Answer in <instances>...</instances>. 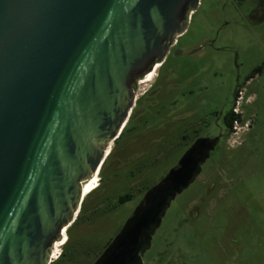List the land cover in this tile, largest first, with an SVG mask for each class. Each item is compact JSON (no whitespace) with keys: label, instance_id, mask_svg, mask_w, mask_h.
<instances>
[{"label":"water","instance_id":"1","mask_svg":"<svg viewBox=\"0 0 264 264\" xmlns=\"http://www.w3.org/2000/svg\"><path fill=\"white\" fill-rule=\"evenodd\" d=\"M199 0H0V264H50L135 100ZM218 138H199L93 264H143Z\"/></svg>","mask_w":264,"mask_h":264},{"label":"rangeland","instance_id":"2","mask_svg":"<svg viewBox=\"0 0 264 264\" xmlns=\"http://www.w3.org/2000/svg\"><path fill=\"white\" fill-rule=\"evenodd\" d=\"M255 2L199 0L180 40L187 47L170 55L155 105L136 129L145 143L160 127L170 136L167 144L155 147L152 140L141 154L120 150L103 165L96 189L84 195L79 219L65 230L66 240L50 264H93L144 193L186 151L179 135L201 117L178 116L185 110L204 114L207 130L216 134L224 126L214 113L230 110L237 86L245 92L239 110L249 128L240 139L222 138L195 181L171 202L143 264H264V67L245 82L264 62V4ZM170 74L176 85L169 91ZM149 83H140L136 95ZM126 193L131 199L118 203Z\"/></svg>","mask_w":264,"mask_h":264},{"label":"flooded vegetation","instance_id":"3","mask_svg":"<svg viewBox=\"0 0 264 264\" xmlns=\"http://www.w3.org/2000/svg\"><path fill=\"white\" fill-rule=\"evenodd\" d=\"M262 4H264V0H258V2H255V6H257V5L261 6ZM191 12L188 14V17L190 16ZM183 33L176 37L174 44L170 47V49H169L166 57L163 59V61L161 63H159V65L154 64L152 66L149 73H151V75L154 74L153 75L154 77H153L152 81L150 79L148 80V81H150L148 86L145 89H143V91L140 93V95H136V92H135L134 105H133L132 109L130 110L128 119L125 122V124L122 127L119 134L117 135V138L110 143V145H109L110 147H108L109 149H108L107 155H105V158L101 164L100 169L103 168L104 164H105L104 166H106L109 159H111L115 154H118L120 152V150L121 151L123 150L126 153L141 154V153L147 152L151 148V145H153L151 143L152 140L157 142L155 147H161V144H163V143H164V145L167 144V140H168V138H170V136H168L167 133L162 132V129L160 127H158V131L160 133H158V135L156 137H154L150 140L147 139L145 141V143L142 142L143 139L141 138V136L139 134H137L136 129L141 128V124L143 125L144 121H145V119H144L145 113L151 107H153L155 105V101L153 100V97L156 94H158L162 88L161 84H158V80L161 76V70L164 68V66L168 62L170 55L171 54L174 55L175 53H183V49H185L187 47V46H183L181 41H180L182 39V37L184 36ZM188 46H190V45H188ZM185 52L188 54V53H190V50L185 51ZM147 74H148V72H147ZM142 77H143V75L141 77L137 78L135 81L134 86H135L136 91H137V86L141 83L140 81L143 80ZM145 77H146V75L143 78H145ZM173 79L175 80L174 74H172V75L170 74L168 77H166V80L168 81L167 88L169 91L172 90L173 87L176 85V84H173L174 83ZM250 79L245 80V82L249 81ZM148 81H146V82H148ZM142 83H144V82H142ZM242 89L243 88L237 86V88L235 89V92L233 94V103H232V106L230 108V110L233 113H234L233 107H234L235 101L239 97V94L241 92H243ZM244 94H245V92H243L242 100L244 99ZM230 110H228L227 112H229ZM226 113L224 115L219 114V112L214 113L215 117H223V126L224 127L223 128L220 127L219 131L216 134H210L209 131L207 130V124L203 118V117H206V115L202 114L201 116H196L195 111H191V110L183 111V113H181V115H179L178 118L182 117L185 119V118L194 117V116L195 117H201V119L196 120L195 123H193L194 125H196L195 127H193L191 124L190 127H186L183 130L184 132L179 135V140H180L181 144H183L185 146V150L188 149L194 143V141H196L199 138H205V137L216 138L217 137L218 143L222 138H225L226 140H228V138L231 136V131L228 135L226 134L227 131H226L225 123H224V117H225ZM136 120L138 121L137 127L133 125V123ZM239 120L242 123L241 115H240ZM176 122H177V120L174 121L173 123H171L172 126L175 127ZM242 124H244V123H242ZM249 124L250 123L248 122V127L245 128L242 131V133L239 134L238 139H240L242 134L247 131V129L249 128ZM240 142H241V140H240ZM240 142H237V145L240 144ZM218 143H217V145H218ZM217 145L215 146V148L217 147ZM128 156L131 157L132 155H128ZM79 210H80V208H79Z\"/></svg>","mask_w":264,"mask_h":264},{"label":"trees","instance_id":"4","mask_svg":"<svg viewBox=\"0 0 264 264\" xmlns=\"http://www.w3.org/2000/svg\"><path fill=\"white\" fill-rule=\"evenodd\" d=\"M263 67H264V62H263L262 64L258 65V66H255V67L253 68V70L251 71V73L247 76L246 80H248V79L254 77L256 74L260 73V72L262 71V68H263ZM235 119H238V120H239V119H240V115H238V114H234L231 110H230L229 112L226 113V115H225V117H224V123H225L226 131H227V132H226L227 135L230 133V131H231V127H232V124H233V121H234ZM101 170H102V168L99 169V171H98V176H99V174L101 173ZM95 189H96V188H95ZM95 189H94V190H95ZM130 199H131V194L126 193V194H123V195L119 196L118 199H117V202L120 203V204H123V203H126L127 201H129ZM83 200H84V199H83ZM82 205H83V201H82V203H81L80 210H79V212H78V214H77V217H76L75 221L73 222V224L76 223V221L79 219L80 213H81V211H82V209H83ZM73 224H72V225H73ZM69 228H70V227H69ZM66 230H68V228H67ZM110 241H111V239L106 243V245H107ZM66 242H67V241H66ZM63 256H64V254H63Z\"/></svg>","mask_w":264,"mask_h":264},{"label":"bare ground","instance_id":"5","mask_svg":"<svg viewBox=\"0 0 264 264\" xmlns=\"http://www.w3.org/2000/svg\"><path fill=\"white\" fill-rule=\"evenodd\" d=\"M150 76H151V73H148L146 75V77L143 78V80H141L140 82L142 83V82L148 81L150 79ZM108 149H107V152H108ZM107 152H106V155H107ZM100 167H99V169H100ZM99 169H97V171L95 172V174L87 182L83 183V198H84V195H87L89 192H91L95 188V186H96V180H97V174H98ZM65 230H66V228H63L62 229V231H61L62 237L59 240L55 241L54 244H53V248H52V258H57V252H56L57 247L63 245L64 242H65V240H66Z\"/></svg>","mask_w":264,"mask_h":264},{"label":"built area","instance_id":"6","mask_svg":"<svg viewBox=\"0 0 264 264\" xmlns=\"http://www.w3.org/2000/svg\"><path fill=\"white\" fill-rule=\"evenodd\" d=\"M242 96H243V92H241L239 94V97L236 99L235 104H234V107H233L234 113L235 114H238V115H241L242 114V112L239 110V107H240V104H241V101H242ZM247 127H248V123L247 122H245L244 124H242L240 122V120L235 119L233 121V124H232V127H231V136L233 138H238L239 137V134H240L241 128L245 129ZM55 259L56 258H52L51 261H54Z\"/></svg>","mask_w":264,"mask_h":264}]
</instances>
